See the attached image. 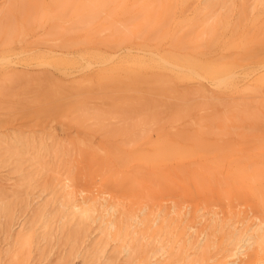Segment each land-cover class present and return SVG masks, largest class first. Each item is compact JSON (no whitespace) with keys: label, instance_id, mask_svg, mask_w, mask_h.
<instances>
[{"label":"bare ground","instance_id":"obj_1","mask_svg":"<svg viewBox=\"0 0 264 264\" xmlns=\"http://www.w3.org/2000/svg\"><path fill=\"white\" fill-rule=\"evenodd\" d=\"M54 1L0 0V52L42 66L0 123L51 120L0 135V264H264V0ZM94 163L133 192L91 199Z\"/></svg>","mask_w":264,"mask_h":264},{"label":"rangeland","instance_id":"obj_2","mask_svg":"<svg viewBox=\"0 0 264 264\" xmlns=\"http://www.w3.org/2000/svg\"><path fill=\"white\" fill-rule=\"evenodd\" d=\"M248 9H249V7L246 5V10L248 11ZM248 13H249V11H248ZM33 38L34 37L30 38V40L27 42H24L22 44H18L16 46V48H14L11 51L0 52V76L3 73H5L11 69H15V68H23V67H30L32 69L42 68V66H39V64L37 63L39 60L37 61V59L28 58V57H31L30 54H33L34 52H36L37 50H39L41 48L40 45H36L33 42ZM101 53H102V55L107 54V53L105 54L104 52H101ZM73 56H75L77 58V60H81V62H79V65H78L79 67L76 68L75 70L83 69V68L86 69V66H87L86 59L88 61L92 62V67L94 69L92 71H94V73L102 72V68H104V65H102L103 63L99 62L100 60H98L99 55L91 53L89 50L75 52L73 54ZM6 57H9L10 61L9 60L4 61V58H6ZM83 57L86 59H84ZM80 63H81V65H80ZM109 67L112 70L104 69L105 70L104 72H106L107 75H114V79H120V80L126 81L122 76V74H126V73H124V71L121 70V67L118 64L113 63V64H111L105 68H109ZM96 70H98L99 72H97ZM83 72L88 73L90 71L83 70ZM120 74H121V76H120ZM20 120H18L19 122H15V123L2 121L0 123V135H4V134L9 135L10 133L13 132V128L16 131L21 129V131H23V132H29L30 130L32 131L33 129H35L44 135H47L51 130V128H50L51 120L50 119H47V120L41 122L39 117L32 115V116L28 117V119H25V120L20 119ZM70 128H71V126L65 125L63 123L58 125V131L60 134H63V135H65L66 132ZM22 129H24L25 131ZM27 129H29V130H27ZM89 167H90V169H88V174H87L88 177H87V179H84L85 181L83 180V185H84L85 189L87 190L86 194L88 193L90 196L92 195L91 197L89 195H87L91 199H96V198L101 199V197L103 196L106 199H107V197H114L113 200H115V197H118L116 199L120 200V198H121L123 200V199H126L127 196H129L133 192V191H131L132 189L130 190V188H128V187H126V188L119 187L115 182V179H114L115 175L113 176V174H112V176H108V177H106V175H103L104 172L97 163L91 164V165H89ZM107 175H109V174L107 173ZM33 193L36 196H39L38 190H34ZM33 193L30 192V194L27 195V197H26V195H24L23 198H30V199L34 198V195H32ZM43 197H45L47 199L49 198V197L42 195L40 197V199H44ZM47 199H44V200H47ZM110 200H112V199H110ZM50 260H52V258ZM50 260L44 261L42 263L38 262V264H47V262L50 264L51 263ZM53 263H56V262L53 261ZM70 264H84V263H83L81 258L77 257L74 259L72 258V262H70Z\"/></svg>","mask_w":264,"mask_h":264}]
</instances>
